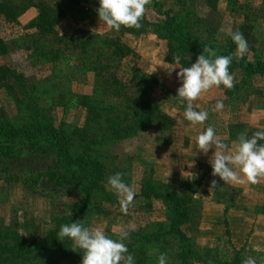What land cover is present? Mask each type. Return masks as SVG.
Returning a JSON list of instances; mask_svg holds the SVG:
<instances>
[{"label":"rangeland","instance_id":"obj_1","mask_svg":"<svg viewBox=\"0 0 264 264\" xmlns=\"http://www.w3.org/2000/svg\"><path fill=\"white\" fill-rule=\"evenodd\" d=\"M8 1L17 7L16 22L7 23L0 20V38L8 46V52L0 55V66L14 68L24 74L28 83L36 86L39 106L47 111L49 119L57 129L70 136L69 148L72 154L87 151L104 164L107 172L105 178L107 185L109 176L120 172L124 174L123 181L136 192L141 174H147L150 166L153 168L148 160L152 159L153 155H157L154 143L158 142L156 137L159 132L152 127L144 132H137L114 141L106 140L98 145L89 144L87 147L89 149L84 150V142L79 141L80 137L74 133V130L85 123L88 108L91 106L114 104L121 108V99L114 97L110 92H105L104 85H108L112 77L125 81L129 77L132 66L158 78L164 85L166 84L168 89L172 88L170 90L177 94V89L182 83L176 75L180 69L179 67L175 68L171 74L167 71L177 65L168 64L169 61L166 60V56L170 52V42L160 28L161 21L151 6L152 0L146 6L145 16L141 21L142 27L139 29L130 28L138 31L130 34L128 45H130L132 53L123 59L110 56L107 52L97 55L93 51L99 42L98 36L106 33L120 35L122 28H125L122 26L119 31L110 30L103 21H99L96 11L99 8V0ZM161 1L164 8H171L180 17L189 18L188 22L193 23L192 29L200 40L211 36L216 39L217 44H220L225 42L229 31H239L243 34L247 44H251L255 48L254 56H259L264 60V0H249V4L255 10L248 12L254 16L252 20H245L241 14L246 11L242 7H236L243 0H235L237 3L211 0L212 5L206 0ZM80 6L88 7L87 12L90 15L83 13ZM40 9H46L52 16L49 18L51 22L47 21L44 24L51 25L53 23L54 33L48 34L36 25V22L40 21V18L36 19ZM79 14L84 17H78ZM88 20L91 25L89 29L86 25ZM207 30L210 33L207 34ZM24 34L34 35L33 42L24 43L26 40L22 37ZM81 38L91 45L89 46L92 54L88 57V61L79 65L76 58L80 56V51L74 48L72 42L77 44ZM26 45L29 47L28 49L23 48ZM39 45L43 48H38ZM90 51H87L85 56L89 55ZM249 54L250 59H253L251 53ZM170 55L172 60L177 57L175 50ZM97 63L102 64L98 71ZM247 82V85L241 86L240 93L243 96L247 95L244 101L248 103L251 127L258 128L257 125L264 126V108L263 111L256 110L254 104L264 105V76L261 74L251 75L247 77ZM4 83L11 84V80L0 79V84ZM15 87L12 86L10 91L0 87V112L3 118L6 117L12 122H16L17 115H20L16 98H20L21 94ZM224 90L223 85L213 87L202 93L201 97L194 102V108L197 111L203 110L200 108V103H206L207 109L204 111L208 112V119L204 124L195 127L183 116L184 110L181 107L186 104L180 103L179 100L166 98L160 90H153L152 96L163 101L161 108L170 118V122L163 123L165 127L163 134L167 135L164 140L173 142L171 144L173 147H182L188 143L189 139H196L199 132L205 130L206 127L212 126L216 134L225 142L224 120L219 113L220 110L214 111L217 101H222L224 105ZM250 95H253V99L250 98ZM101 116L112 117L113 114L105 112ZM100 121L103 127L107 125V121L102 119ZM129 121L127 119V122ZM168 137L169 139H167ZM16 146L22 148L20 144ZM167 150H173V148ZM51 157L52 155L46 157L45 160L24 156L8 161L7 170L0 169V243L11 242L18 235L40 234L47 228V220L50 215H62L68 212L64 204L73 202L76 196L68 193L66 188L56 192L55 187L43 179L33 186V193L32 189L23 182L24 179L34 176L37 171L42 170L50 162ZM201 176L197 177V180H191L193 186L196 184L197 187L193 194L194 199L187 201V206L191 211L189 224L184 226V231L193 237L192 246L195 254L215 264L218 258L227 259L230 257L233 253L232 249H236V247L225 241V230L222 231L221 236L212 237L210 221L206 218L212 222L225 220L223 208L225 205L232 207L236 197V184L219 185L212 192L207 184L199 186ZM152 177L161 181V178L154 176V169ZM108 186L110 187V185ZM184 193L182 190L177 192L179 196ZM95 199L98 200L101 211L100 215L91 214L89 216V228H101L112 239H119L118 231L122 228L127 229L129 226H133L134 230L140 228L143 232L150 233L155 232L158 224H167V207L158 200L152 202L151 209H146L141 202L134 199L128 214L125 215L120 206L108 204L99 196H96ZM221 223L224 225V222ZM233 230L236 234L235 229ZM214 234L215 232H213ZM221 237L224 238V242ZM206 238L210 239L208 247L204 245ZM164 240L165 243L160 241L146 245L148 263L158 264V256L161 253H166L167 264H181L176 241L169 236H166ZM159 247L163 249H159ZM205 248L210 249L205 251ZM243 254L246 255L244 250ZM0 264L10 263L0 261ZM193 264H199V262L194 261Z\"/></svg>","mask_w":264,"mask_h":264},{"label":"trees","instance_id":"obj_2","mask_svg":"<svg viewBox=\"0 0 264 264\" xmlns=\"http://www.w3.org/2000/svg\"><path fill=\"white\" fill-rule=\"evenodd\" d=\"M206 1L212 5L211 0ZM226 1L237 3L235 0ZM151 6L155 9L156 16L160 18V28L170 42V52L166 56L167 61L174 62L175 59L172 60L170 55L174 50L176 56L179 57L180 67L191 66L205 47L212 48L217 55L228 56L236 52L237 46L230 35L225 42H219L220 44H217L216 39L211 36L200 40L192 29L193 23L188 22L189 18L180 17L171 8H164L161 0H152ZM236 7H242L246 11L241 14L245 20L253 19V14L248 12L255 10L249 4V0H243ZM16 8L8 0H0V20L7 23L16 22ZM80 8L83 13H88V7L80 6ZM185 15L188 16L187 13ZM50 17L52 16L46 9H40L36 18L38 20L40 18V21L36 22L38 28L44 29L48 34L54 33L53 23L51 25L44 24L47 21L51 22ZM78 17H82V14H79ZM197 22L200 21L197 20ZM137 31L122 28L120 35L106 33L98 36L99 42L93 51L97 55L107 52L110 56L123 59L130 55L132 50L122 41V34H131ZM206 33L208 34L210 31L207 30ZM33 36L32 34H24L22 36L26 39L24 43L33 42ZM73 41L76 40L73 39ZM72 43L74 48L80 51V56L76 58V61L79 65H82L88 61V57L92 54L90 51L91 45L87 44V41L83 38L77 44ZM23 48L28 49L29 47L26 45ZM38 48L42 49L43 47L39 45ZM254 50L253 45L248 44V51L243 58L237 61L233 55L229 72L233 77L236 76L234 87L232 89L225 88L224 90V104L228 105L230 111H236L245 100L247 95H241L240 91L242 90L241 86L248 84L247 77L254 74L264 76V60L259 56H254ZM87 51H90V54L85 56ZM7 52L8 46L0 38V55ZM249 53H251L253 59H250ZM97 64L98 71L102 64ZM0 79L11 80V84H0V87L10 91L12 86H16L15 88L21 94L20 98H16L18 110L20 111V115L16 117V122H12L6 117L3 118L0 112V169L7 170L8 161L24 156L46 160V157L52 155L50 162L42 170L37 171L34 176L24 179L23 182L33 192V186L44 179V181L55 187L56 192L66 188L68 193L76 196L73 202L64 204L68 209L67 213L49 216L47 228L42 233L33 236L18 235L11 242L0 243V261H7L10 264H81L83 253L71 249L73 242L70 239L65 238L60 241L57 236L61 225L71 224L77 220L89 228V216L91 214L100 215L101 211V206L98 200L95 199L96 196L101 197V200L108 204L120 206L116 193L105 183L106 168L100 159L90 155L87 151H80L77 154L70 152V136L53 125L47 111L38 104L36 86L28 83L24 74L14 68L0 66ZM104 88L105 92H110L114 97L120 98L122 105L121 108L114 104L110 106L94 105L88 108L85 123L74 130V133L80 137L79 141L84 142V150L89 144L98 145L106 140L114 141L134 135L137 132H144L152 127L159 132L156 137L159 143H170L169 140H164L167 135L163 134L165 129L163 123L170 122V118L161 108L163 101L154 98L152 92L153 90H160L166 98H172L175 101H178L179 98L158 78L147 74L136 66H132L129 77L125 81L112 77V80L108 85L105 84ZM185 107L182 106L181 108L185 110ZM105 112H111L113 116H101ZM100 119L107 121L105 127L101 125ZM127 119L130 121L127 122ZM261 129L264 128H253L242 123H230L227 125L226 131L228 138L237 142L239 133L247 131L248 136L251 137L255 131ZM258 143H264V141H258ZM17 144H20L22 148L16 146ZM152 172L153 168L150 166L147 174H141L134 199L141 202L146 209H151V204L155 200L163 203L167 207V224H158L155 232L146 233L140 228L129 232V237L123 242L128 248V253L134 256V264H149L146 245L160 241L165 243L166 236L176 241L181 264H193L194 261L199 262V264H213L195 254L192 246L193 237L187 235L184 231V226L189 224L191 211L187 206V201L194 199L193 194L196 191V184L193 186L191 180H185L179 181L176 186H172V184L155 180L152 177ZM179 190L185 193L179 196L177 194ZM228 206L225 205L223 211H226ZM224 225L225 241L230 244L229 228L225 220ZM223 239L221 237L224 242ZM159 249L163 248L159 247ZM208 249L210 248H205V251ZM232 251L230 257L227 259L218 258L215 264H242L246 258L243 254V248H233Z\"/></svg>","mask_w":264,"mask_h":264},{"label":"clouds","instance_id":"obj_3","mask_svg":"<svg viewBox=\"0 0 264 264\" xmlns=\"http://www.w3.org/2000/svg\"><path fill=\"white\" fill-rule=\"evenodd\" d=\"M150 3L151 0H99L96 11L99 21H103L110 30L119 31L122 26L139 29L142 27L146 6ZM228 35L237 46L233 55L238 61L248 51L247 41L239 31H229ZM233 55H217L215 50L205 47L190 67L178 66L180 60L176 57L174 63L177 66L167 70L171 74L175 68L180 69L176 75L182 83L176 96L180 103L186 104L183 116L193 127L203 125L208 119L207 111L194 108V102L202 93L221 85L227 89L234 87V77L229 72ZM222 108L223 102L217 101L214 111ZM258 141H264V129L255 131L251 137L247 131L239 133L237 142L232 146L225 144L212 126L199 132L196 137L199 152L207 155L209 149L214 148L209 159L212 176H219L224 183L235 184H256L259 178L264 177V143ZM123 175L117 172L109 176L108 185L116 193L121 211L127 215L135 192L123 181ZM216 183V180L211 181L212 186ZM131 230H134L133 226L122 228L118 231L119 239H112L101 228L90 229L77 220L61 225L57 239L63 241L68 238L73 242L71 249L83 253L81 264H134V256L128 253L123 242ZM157 260L158 264H167V254L161 253ZM242 264H256V260L248 256Z\"/></svg>","mask_w":264,"mask_h":264},{"label":"crops","instance_id":"obj_4","mask_svg":"<svg viewBox=\"0 0 264 264\" xmlns=\"http://www.w3.org/2000/svg\"><path fill=\"white\" fill-rule=\"evenodd\" d=\"M86 8V6H85ZM89 14V13H87ZM90 15V14H89ZM88 15V16H89ZM82 17H84L82 15ZM82 19V18H81ZM79 20V19H78ZM77 21V20H75ZM81 21V20H80ZM87 21V20H86ZM84 23V22H83ZM88 29L91 27L90 20L86 22ZM131 36L128 33H124L122 41L128 45V39ZM168 64H175L168 62ZM179 66V65H178ZM166 85V84H165ZM172 90V88H170ZM176 91V90H174ZM253 99V95H250ZM195 106V105H194ZM200 108L207 109L206 103H200ZM199 107V106H198ZM248 103L244 101L241 103L236 111H230L228 105L224 104L220 114L224 120L225 128L230 123H242L247 126H252L250 122V111L247 109ZM264 105L261 103H255L254 109L263 111ZM234 113V114H233ZM258 128H264V126L257 125ZM224 143L232 146L236 141L230 140L227 135L224 138ZM173 142L168 144L154 143V147L157 150V155L148 160L153 165L154 176H157L161 181L168 184L176 185L179 181L192 180L200 177L199 186L202 184L209 185L212 192L219 185L227 186L234 183H224L219 176H212V167L209 163V159L212 156L214 148L209 149L207 155L199 152L196 144V139L192 138L188 140L187 144L182 147L171 146ZM173 150H167V149ZM178 156V158H177ZM180 159V161H179ZM175 167V168H173ZM188 176H184V175ZM197 180V179H196ZM216 180V185L212 186L211 181ZM264 177L259 178V182L251 184L245 182L243 184H236V197L234 198L232 207L229 206L224 211L225 221L228 224L230 233V241L236 247V249L243 248L246 253V257L251 256L256 260V264H264ZM210 221V231L212 237L221 236L222 231L225 230L223 221ZM205 220V219H204ZM236 234L234 233V230ZM213 232L215 234L213 235ZM187 235H190L186 233ZM234 236V238H233ZM210 239H205V247H208ZM208 245V246H207Z\"/></svg>","mask_w":264,"mask_h":264}]
</instances>
